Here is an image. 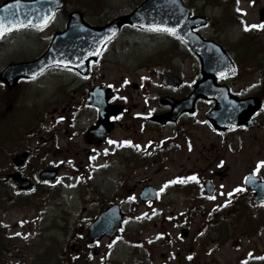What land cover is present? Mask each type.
Instances as JSON below:
<instances>
[{"label":"rangeland","instance_id":"obj_1","mask_svg":"<svg viewBox=\"0 0 264 264\" xmlns=\"http://www.w3.org/2000/svg\"><path fill=\"white\" fill-rule=\"evenodd\" d=\"M2 1L4 0H0V3ZM139 1L141 0H108L102 10L89 12L85 18L93 24H105L116 15L133 10ZM188 1L185 0L186 3ZM68 2L70 5L73 3ZM191 3L196 13L201 11V14L204 13L210 18L209 25L201 29V33L222 44L241 66V70H238L234 78L237 81L235 86L248 85L258 80L259 76H263L264 29L253 28L245 31L243 25L264 23L260 22L258 17L261 10H264V0H239V3L227 0H194ZM237 8L244 11L238 12ZM52 20L53 22L42 30L28 28L8 34L2 39L0 71L8 63L38 57L47 47L53 31L63 28L66 23L62 12ZM128 33L130 31L117 38V43L111 46V52L100 61L101 64L96 70H93L94 80L90 82H87L88 79L80 82L76 80L75 75L53 70L30 83L19 82V89L15 92L9 93V90L0 86V98H6L8 95L10 97V102H4L5 107H9L8 110L0 109V140L3 139L6 151L12 146L10 141L18 147L25 145L26 150L30 148L32 150L37 145L38 136L44 137L45 132H51L48 146L50 151L45 159L54 163L60 161L63 164L60 182L56 184L53 195L46 197V202L43 198L34 202L24 200L22 205L7 208L6 216L0 214V220L6 222L5 229L9 233L23 234L17 236L16 241H9L7 248L0 247V257L7 258L9 264H51L54 257H59V260L64 261L63 264H244V258L250 261L254 256L264 255V225L261 226L259 234L242 236L227 242L221 240L215 245L205 244L208 238L214 237L210 227L204 233L207 238L202 235L198 241L191 237L182 240L178 237L177 229V225L187 219V212L194 206L199 207V212L206 209L209 216L218 212L217 205H222L225 200L236 198L243 192L234 193L232 197L226 195L233 188L242 186L241 178L246 171L254 170L257 161L264 160V142L261 140L264 128L255 126L245 136L243 149L228 155L227 164L230 169L224 179L219 180L220 188L213 200L207 198L206 194L202 196V190L198 185L212 176V170L204 165L206 150L202 146L208 147L212 143V148H215L219 141L218 137L203 124L177 128L179 141L183 142L184 137L190 139L192 136L194 142L192 150H187L182 145L178 146L175 151L166 153L169 155L167 158H161L156 164L135 168L134 174L131 175L129 174L131 172L118 162V157L114 156V153L108 162L103 159L102 152L104 149L112 150V144L105 143L101 147L92 148L84 140V133L96 121L94 114L85 112L84 107L87 100L86 90L90 84L97 83L98 80H102L104 84L110 82L114 91L119 86H130L132 81L139 84L162 85L163 69L173 71L177 69V72L179 70L184 81H192L197 75L194 59L187 53L183 54L185 47L174 39L165 35L134 34L136 42L127 46ZM138 60L142 66L134 68V63L139 62ZM156 60L158 62L150 63ZM260 64L261 67L257 68ZM125 79L128 81L127 84L124 83ZM159 93L164 95V91L159 90ZM202 109L203 107L196 116L199 121L203 119ZM61 116L64 119L58 122L57 118ZM135 128L138 129L137 126ZM132 130H125L121 126L112 132V138L122 141L123 138L132 135L134 139H139L140 130L137 132ZM26 132L31 133L33 139L28 138L26 141V135L24 136ZM151 134L150 131H146L144 137H150ZM10 135L13 137L9 138ZM162 136L175 138L172 129L167 128L163 130ZM144 137H141V141H144ZM67 156L71 161L66 168ZM91 156H96V159L90 160ZM101 163L104 169L97 170ZM8 166L5 165L6 171L9 170ZM86 166L90 168L87 169ZM258 173L264 176V168ZM193 174L198 176L199 182H178L170 185L165 190L167 196L157 203H149L146 206L138 203L137 199H128L132 195L127 193V188L145 176L150 178L154 186L161 187L175 177H188ZM78 177L80 179H77ZM213 177L217 180L216 175ZM182 187L187 192H182L180 190ZM193 187H196L198 192ZM113 192L119 195L126 212L125 221L128 222L120 227L123 229L119 235L121 239L109 249L108 246L113 240L104 237L97 245L96 242L86 239L85 231L81 233L78 229L81 228L79 226L85 228L87 223H90L97 209H101L98 208V202L108 193L111 197ZM222 192L224 195H221ZM238 198L239 196L233 201ZM240 200L245 202V199ZM241 210L250 211V208L244 205ZM199 212L194 215L192 232L198 230L206 219V216L202 218ZM238 213L237 211L233 220L227 219L226 222L230 224L228 228L222 225L220 228L222 237L225 238L228 231L234 237L247 227L248 216ZM257 213L252 211L253 215ZM136 217L140 219H135ZM2 231L3 229H0V232ZM161 233L163 235H158ZM165 233L174 237L171 248L164 245ZM50 245L53 247L51 252ZM76 247H82V250L85 247L90 248L87 260L75 262L76 258L73 257L76 254ZM96 247L99 248L98 255L92 252ZM189 250H192L191 259L187 256L190 254ZM249 253L252 255L249 256Z\"/></svg>","mask_w":264,"mask_h":264},{"label":"flooded vegetation","instance_id":"obj_2","mask_svg":"<svg viewBox=\"0 0 264 264\" xmlns=\"http://www.w3.org/2000/svg\"><path fill=\"white\" fill-rule=\"evenodd\" d=\"M117 40H112L108 43L107 48L103 50L101 57L104 60L107 56L108 53L111 52V46L114 45V43ZM130 52V51H129ZM131 53V52H130ZM261 60V64H262ZM261 64L257 66V68L261 67ZM98 65L93 67L91 65V71L86 79H88L87 82H90L92 79L94 80L93 77V68L96 70ZM138 68L142 66V64L139 62L134 63V68ZM57 70H60L64 72V70H61L59 68H56ZM50 72V71H48ZM68 72V71H67ZM167 71H163V76ZM172 72H176L178 74H181V72L177 69ZM236 74L232 75L230 77H225L221 78L219 81V84H224L228 87L230 90L231 94L234 96H237L238 98H243V97H257L261 103H262V108L257 110V112L254 113L253 115V122L254 126L253 127H238L233 130H224L222 132H218L212 129L211 124L209 123L208 120H204L203 125L207 126L208 130L210 132H213L215 136L218 137L219 144L216 145L217 147L212 148L213 144L211 143L208 147L205 145L202 146L206 151L204 155V165L207 166L209 169L212 170V176L209 178V182L212 184V186H206L205 184L203 185V190L207 195L208 190H214L216 192L220 188V181L224 179V176L227 174V171H229V166L227 164L228 160V155H233L234 153L237 152L238 149L242 150L244 145V138L246 135L249 134L253 128L259 127L261 129L264 128V75L259 76L258 80L253 81L250 84H242L240 87H236ZM86 79L80 78L76 74V80H79L80 82L86 81ZM32 80H22V82L25 83H30ZM184 81V80H183ZM196 81L195 79L192 81H184L180 85H175L174 87H170L166 82L164 84H158V83H153V84H139L137 82L132 81L130 86H119L117 90H112L109 92V102L111 104H114L118 106V112L115 116H119V119H112L113 115L110 117L112 121L114 122V127L112 128V132L123 126L125 130H133L134 132H137L140 130L141 136L139 139H134L132 135L127 136L126 138H123L122 141L124 140H131L133 144H139L141 145L140 149H137L131 145H124L121 147H116L115 145H112L113 150H109V155L113 152H115V156L118 157V161L124 166L129 172L130 175L134 174V169L137 168H143L145 167L146 164H156V162H159L161 159V155L165 153V158H167L169 155L166 153L169 151H175L178 146H184L187 150H192V144H194L192 136L191 138L184 137L183 142L181 140L179 141V138L177 137V128L180 126H185V125H191V126H199L202 122V118L199 121L196 116H198V112L200 109L203 107L202 111L204 114L203 116L205 117L206 114L210 111L211 107L215 106L213 102L210 100H203L201 98H198V100L195 102V110L194 111H182L178 114L177 118L175 120H170L166 121V123H160L154 119V115L157 114H164L165 112L171 110L173 108L172 102L170 101H178L181 99L186 98L190 93H192V88H193V83ZM187 82V83H186ZM110 83V82H108ZM105 85L102 80H98L97 83L90 84V87L87 88V90L95 85ZM111 84V83H110ZM19 85V84H18ZM18 85L15 87L13 90H18L19 87ZM252 85H255V87H251ZM129 87V89H127ZM164 87V88H163ZM163 88V89H162ZM112 89V88H111ZM86 90V92H87ZM160 91H164V95L159 93ZM12 92V91H11ZM13 92V93H14ZM121 97L126 98V99H121ZM165 97H169L170 99L167 100ZM3 100V102H6L7 100H10V97L8 95V98H0ZM0 100V103H1ZM87 100L85 101V107L86 110L85 112H90L93 113L94 116H96L97 110L92 107L87 106ZM10 106V105H9ZM138 109V110H136ZM150 110H154L151 112V115H148ZM137 113H141L142 115H136ZM191 113H195V115H191ZM198 120V121H197ZM135 126L138 127V129L135 128ZM169 129L173 131V135L175 138H170L166 136L163 138V130L164 129ZM146 131H150L152 134L150 137H144L146 134ZM34 134V130L32 131ZM112 132L110 134V138L107 139H113L112 138ZM31 134V133H30ZM29 133H26V140L28 138L33 139L32 134L30 135ZM51 132H45L44 137L38 136V142L37 145L31 150L32 152L29 151V158L24 160L23 164L20 167H16L11 161H6L5 154H4V147H3V140H0V214L3 216H6V209L13 206V205H22L24 204V200L27 201H35L39 200L40 198H43L44 202L47 201V196L53 195L55 191V184L56 182H51V183H43L39 177L38 173L41 170L44 169H52V168H59L60 167V161H57L56 163L51 162L46 160V156L48 155V146L50 143V138L49 135ZM30 135V136H29ZM259 136V135H258ZM49 137V138H48ZM141 137H144V141H141ZM181 137V135H180ZM183 138V137H181ZM165 139V140H164ZM263 139V140H262ZM114 140V139H113ZM189 140V141H187ZM261 140L264 142V136L261 138ZM117 141V140H116ZM106 142V141H105ZM105 142L100 143L99 145H93L96 147H100L105 144ZM151 142V143H149ZM264 145V144H263ZM175 149V150H174ZM26 150V149H22ZM16 151L17 152H22ZM13 153V154H15ZM33 155V157H31ZM111 156L105 155L103 159L108 161ZM69 158L68 156L65 157V161ZM64 159V158H63ZM102 159V160H103ZM221 161H223V164L221 165ZM69 163V161L67 162ZM57 164V165H56ZM62 164V162H61ZM5 165H9V170L6 171ZM56 165V166H55ZM13 172H18L22 177H26L29 179L31 183V190L26 192L22 191L17 186L14 184L13 179L8 177L7 175L12 174ZM253 173V170L246 171V173L242 176V182H244V177L248 173ZM214 175L217 176V180L213 177ZM255 175H258L260 178L264 179V176H261L259 173H255ZM220 180V181H219ZM152 184L150 182V178L145 176L137 182L132 185L130 188H127V192L130 193L131 195H135L136 199L146 205L148 203L145 201H141L140 199V192L144 188V185L146 184ZM153 185V184H152ZM202 181L199 182L198 187L201 188ZM34 189V190H33ZM157 188L156 190H158ZM194 190L198 192V189L196 187H193ZM94 190V189H93ZM182 192H187V190L182 187L181 188ZM252 191L250 190H244L242 193H240L238 196L239 198L236 201H233L236 198H231L230 203L227 204L224 207H221L222 209H227L229 211H241L243 206L247 204L251 208L255 209H262L264 205L259 206V207H254L253 204L250 202L252 198ZM107 195H104L102 197L101 201L98 202L99 206L98 208L103 209V207H106L107 205L113 203V201H117L119 199V195L115 192L111 194V197ZM165 196H167L165 193L160 194V197L156 200L158 201L159 199H163ZM240 199H245V202H242ZM213 200V199H210ZM248 202V203H247ZM50 204V203H49ZM46 205V203H45ZM100 209V210H101ZM199 212V207L194 206L192 209H190L187 212V219H186V226H183L184 228L188 229L191 231L186 238L183 239H189L190 237L193 240H200L202 235L205 233V229L211 228L212 225H216V229L214 230L213 238H208L206 242L209 243V245H215L217 241H219V224H218V218H219V213L214 212L213 217L207 218L203 220L201 223V226L199 227L198 230L192 232L193 228V219L194 215ZM200 216L205 217L207 216L206 212H199ZM182 226V225H181ZM6 222L3 220H0V229H3L2 232H0V247L1 248H7V244L9 241L13 240L16 241L18 238V235H13L8 232ZM168 234H166V237ZM205 236V235H204ZM17 238V239H16ZM173 239V238H172ZM173 240L168 241L167 243L171 245ZM24 263V262H22ZM0 264H9L8 259L4 258L2 259L0 257Z\"/></svg>","mask_w":264,"mask_h":264},{"label":"water","instance_id":"obj_3","mask_svg":"<svg viewBox=\"0 0 264 264\" xmlns=\"http://www.w3.org/2000/svg\"><path fill=\"white\" fill-rule=\"evenodd\" d=\"M13 3L14 0H5L4 3L0 5V15H5V4ZM50 5L51 9L49 7ZM62 6L63 0H20L19 3L22 14L31 13L35 10V14L37 16L42 15V13L46 11H51L55 14V12ZM189 12L190 9L185 6L181 0H144L137 8L126 15H119L112 21L106 23V25L93 26L85 21L79 11L74 10L67 15L68 20L65 28L54 33L49 47L41 53L38 58L8 64L7 67L2 70L0 78L3 79L9 87H11L20 77H26L28 71L34 70L40 64L47 62L50 56H56V50L65 52L68 57L73 59L74 63H76V56H81L84 62L83 64H80L77 69H84L88 65L89 60L92 59L95 61L98 56L93 55L91 57H87L88 52H95L96 50L94 41H96V39L101 35L106 34L109 28H116L119 31L121 25H132L133 23H138L141 18L145 21L169 18V23L181 22L179 38L185 42L188 47H190L193 54L199 58L202 76L201 79L194 85V90L187 100L178 101L173 105L174 111L158 116L159 121L165 123L168 119H174L173 116L176 112L189 109V107H186L185 105L192 104L196 99H198V97L214 99L218 103L219 111L221 110V107L225 108L229 101L227 100L228 96H223L221 92L220 95H217L218 91H214V89L217 90L219 88V86H217V80L221 75H218V73L223 72L224 75L232 73L234 71L233 62L229 59V57H227L224 48L220 44L208 39L205 40L196 32L195 28L206 25L207 18L205 19L201 16H190ZM263 18L264 11H261L260 19ZM178 80L179 79L176 77L174 79V77L168 76L166 81L171 83H175V81H177L180 83ZM223 89L225 90V95H227V90L224 87ZM101 95H103V91L91 93V103L96 104L98 101H101ZM106 100L107 98L105 99L103 96L102 104L99 106L100 113L98 125L87 134L90 141L99 142L111 130L112 124L109 123L106 118V115L110 112V108L106 104H103ZM254 101L255 103L253 106H250L249 109H247L246 115L243 114L245 117L251 115L254 110L259 107V101L256 99H254ZM238 104H240V102H238ZM243 115L242 113L232 115L226 114L225 116L228 122L222 123L232 126L237 122H244L245 119ZM229 116L231 119L228 118ZM25 154L26 153H22V155H18L14 159L16 164L21 162V160L25 157ZM13 177L21 188L28 189L29 185H21L23 180L20 177L17 175H13ZM259 189L260 190H258L257 194L262 195L264 191L262 188ZM257 197H255V200H257ZM113 216H115L116 219L112 221L111 225H109L108 221L112 219ZM122 220L123 217L119 209L116 210L114 208L112 210H104L98 219L90 226L89 233L95 239H99L104 234L113 237L117 233L118 224ZM94 252L98 253V249H95Z\"/></svg>","mask_w":264,"mask_h":264},{"label":"snow or ice","instance_id":"obj_4","mask_svg":"<svg viewBox=\"0 0 264 264\" xmlns=\"http://www.w3.org/2000/svg\"><path fill=\"white\" fill-rule=\"evenodd\" d=\"M20 0H14L13 4H5L4 5V12L5 15H0V39H3L6 37L8 33H11L13 31H20L25 28H32V29H37V30H42L44 27H46L52 19H54V14L51 11H46L43 12L42 15L37 16L35 14V10H33L31 13H26L22 14L21 9L19 7ZM237 3H239V0H237ZM51 9V5L49 6ZM182 11V10H181ZM238 12H242L244 10L237 8ZM132 28L136 29L139 28L142 32H149V33H158V34H166V35H171L173 37L179 38L180 35V28H181V22H176V23H169V18H161L159 20L153 19L151 21H145L143 18H141L138 23H133L131 25ZM243 28L245 31L253 28H258V29H264V23L260 24H247L244 23ZM118 34V29L116 28H109L108 32L104 35H101L94 41L96 50L95 52H88L87 57H91L93 55H100L104 49L107 48L108 42L113 39L116 35ZM76 63H74L73 59L68 57L67 54L63 51L56 50V56H50L47 60V62L40 64L38 67H36L34 70H30L27 72L26 78L28 80H34L37 78L38 75H41L45 73L49 68L56 67L64 71L68 72H73L74 74L79 75L77 72V68L80 66V64H83L84 60L81 58V56H76ZM94 63H98L97 61H94ZM218 75H224L223 72L218 73ZM24 79L25 77H21ZM87 78V77H84ZM125 84L128 83L127 79L124 81ZM187 83V82H186ZM251 87H255V85H252ZM91 99V97L89 98ZM121 99H126L121 97ZM91 106V105H89ZM98 110V109H97ZM154 110H150L148 115H151V112ZM136 115H142L141 113H137ZM191 115H195V113H191ZM119 116H113L112 119H119ZM231 119V117H228ZM64 117H58L57 121L59 122L60 120H63ZM204 121H202L203 123ZM233 128L236 127H246V125H232ZM109 144L115 145L117 148L124 146V145H131L137 149L141 148V145L139 144H133L131 140H124V141H116L113 139L108 140ZM151 143V142H149ZM95 151V150H94ZM109 152V149H104V154L107 155ZM90 160H95L96 156H91L89 157ZM223 164V161H221V165ZM106 166V165H105ZM261 168H264V160L257 161V164L255 166V169L253 170V174L258 173ZM252 176L245 177V180L251 182ZM77 179H80L79 177ZM188 181H196L199 182V178L196 174L190 175L188 177H175L171 180L166 181L156 192V197L159 198L160 194L164 193L165 190L173 184H176L178 182L180 183H186ZM43 183H51L50 181H42ZM56 182H60V178H56ZM74 186V185H70ZM223 187V186H221ZM203 189V186H202ZM34 190V189H33ZM245 189L242 186H237L236 188H233L231 191H229L226 195L228 197H232L234 193H238L241 191H244ZM201 195L204 196L205 192L202 190ZM221 195H224L222 192ZM209 199H215V195H208ZM129 200H135L136 197L135 195L129 196ZM231 201L230 200H225L224 204L222 205H217V208H221L229 204ZM148 203H151V200L148 201ZM262 205H264V199L260 201ZM155 214V211L153 212ZM146 215V214H144ZM116 217L113 216L112 219L108 221V224L111 225L112 221L115 220ZM135 219H140V217H136ZM169 219H172L169 217ZM128 221H124V223H127ZM23 223V221H21ZM120 231H123L121 228ZM13 235H23L22 233H13ZM158 235H163L158 234ZM121 239V237L117 236L111 244H109V249H111L112 244H115L117 240ZM151 242V241H150ZM100 241L97 240L96 244L99 245ZM252 254L249 253V256ZM75 258V257H74ZM191 259V255L188 257ZM103 259V258H102ZM258 259H264V257H258ZM244 264H247L245 261Z\"/></svg>","mask_w":264,"mask_h":264},{"label":"trees","instance_id":"obj_5","mask_svg":"<svg viewBox=\"0 0 264 264\" xmlns=\"http://www.w3.org/2000/svg\"><path fill=\"white\" fill-rule=\"evenodd\" d=\"M66 1H67L66 4L67 7L80 9L85 14H88L89 12H93L94 10H102L105 7V4H107L108 0H66ZM68 1H73V3L70 5ZM65 14L66 11L64 10L63 15Z\"/></svg>","mask_w":264,"mask_h":264}]
</instances>
